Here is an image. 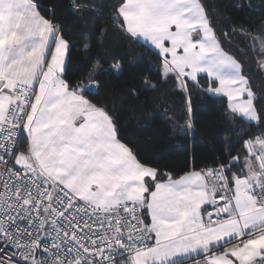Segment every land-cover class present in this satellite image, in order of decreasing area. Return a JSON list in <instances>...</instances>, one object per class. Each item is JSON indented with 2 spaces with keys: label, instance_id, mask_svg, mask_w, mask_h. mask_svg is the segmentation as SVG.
Here are the masks:
<instances>
[{
  "label": "trees",
  "instance_id": "16d2710c",
  "mask_svg": "<svg viewBox=\"0 0 264 264\" xmlns=\"http://www.w3.org/2000/svg\"><path fill=\"white\" fill-rule=\"evenodd\" d=\"M221 48L239 63L258 114L248 122L211 95L207 75H164L163 58L130 36L119 10L125 0H38L40 13L69 43L64 79L112 117L118 138L156 180L220 168L232 189L247 174L246 142L264 140V0H199ZM28 138L24 135L22 149ZM233 192V191H232ZM145 219V209H142Z\"/></svg>",
  "mask_w": 264,
  "mask_h": 264
},
{
  "label": "rangeland",
  "instance_id": "374dc122",
  "mask_svg": "<svg viewBox=\"0 0 264 264\" xmlns=\"http://www.w3.org/2000/svg\"><path fill=\"white\" fill-rule=\"evenodd\" d=\"M186 5L187 14L182 18L184 7L174 4L170 27L151 34L145 43L163 58V74L178 70L179 75H176L181 80L191 81L204 74L216 81L215 86L207 87L211 95L226 97L232 106L253 103V92L238 61L221 48L200 1L186 0ZM68 49L67 40L55 36L46 58V67L53 66V73L60 81ZM175 57H179L177 62L173 61ZM262 66L264 68V59ZM75 91L57 80L46 87L39 112L33 107L26 124L29 144L25 164L46 183H60L77 198L98 209L112 208L119 202L149 208L153 224L164 230L167 221L177 220L181 207L170 203L173 199L166 196L167 189L155 188L154 168L139 162L118 138L109 113L82 91ZM244 182V187L238 182L234 185L233 197L236 192L245 196L248 186L253 187L249 179ZM164 237L159 236V239ZM167 245V242L160 243L158 250Z\"/></svg>",
  "mask_w": 264,
  "mask_h": 264
},
{
  "label": "crops",
  "instance_id": "0c3cea01",
  "mask_svg": "<svg viewBox=\"0 0 264 264\" xmlns=\"http://www.w3.org/2000/svg\"><path fill=\"white\" fill-rule=\"evenodd\" d=\"M37 2L0 0V124L7 116L15 82L37 85L33 105L36 113L48 85L56 80L63 82V86L68 85L64 76L62 81L60 77L56 79L53 66L46 67V58L59 31L40 13ZM178 3L184 7L181 17L185 18L186 0H125L118 14L124 30L146 45L148 36L170 27L172 7ZM173 59L177 62L179 57ZM171 72L178 74V70ZM227 108L248 122L258 120L254 98L253 103H236L234 106L227 103ZM26 137L29 144L27 132ZM246 150L247 174L233 180V193L237 182L241 187L246 186L244 179L252 181V185L264 180V142L259 139L247 141ZM156 176L154 169L155 188L167 189L166 196L173 199L170 203L181 209L177 220L167 221L168 225L161 231L153 224L149 208H145L151 245L136 254L135 264H167L210 252L202 264H264V208L257 207L251 186L245 196L236 192L232 214L222 223L212 225L209 220L210 189L202 170H190L163 180H156ZM159 236L165 237L159 239ZM162 242L168 245L158 250Z\"/></svg>",
  "mask_w": 264,
  "mask_h": 264
},
{
  "label": "built area",
  "instance_id": "2783aa9c",
  "mask_svg": "<svg viewBox=\"0 0 264 264\" xmlns=\"http://www.w3.org/2000/svg\"><path fill=\"white\" fill-rule=\"evenodd\" d=\"M96 90L97 82L78 89ZM36 92L37 85L15 82L0 124V264H135V255L151 245L141 205L98 209L25 164L22 142ZM202 171L210 189V223H222L232 214V189L222 169ZM252 194L264 208V180ZM210 254L167 264H202Z\"/></svg>",
  "mask_w": 264,
  "mask_h": 264
},
{
  "label": "water",
  "instance_id": "95a60500",
  "mask_svg": "<svg viewBox=\"0 0 264 264\" xmlns=\"http://www.w3.org/2000/svg\"><path fill=\"white\" fill-rule=\"evenodd\" d=\"M1 84V83H0Z\"/></svg>",
  "mask_w": 264,
  "mask_h": 264
}]
</instances>
